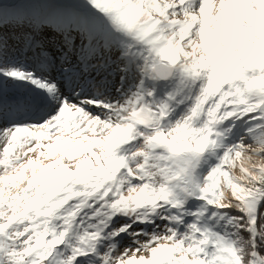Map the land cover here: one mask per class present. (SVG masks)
Listing matches in <instances>:
<instances>
[{
    "label": "snow or ice",
    "instance_id": "obj_1",
    "mask_svg": "<svg viewBox=\"0 0 264 264\" xmlns=\"http://www.w3.org/2000/svg\"><path fill=\"white\" fill-rule=\"evenodd\" d=\"M0 264H264V0H0Z\"/></svg>",
    "mask_w": 264,
    "mask_h": 264
}]
</instances>
